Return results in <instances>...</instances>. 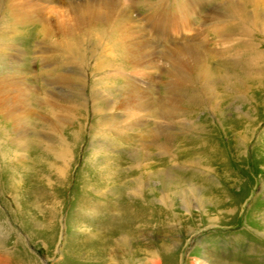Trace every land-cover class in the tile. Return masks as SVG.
Listing matches in <instances>:
<instances>
[{
	"label": "rangeland",
	"instance_id": "obj_1",
	"mask_svg": "<svg viewBox=\"0 0 264 264\" xmlns=\"http://www.w3.org/2000/svg\"><path fill=\"white\" fill-rule=\"evenodd\" d=\"M80 1L59 0L61 4ZM189 2L151 0L150 4L136 5L138 9L135 11L133 6L130 9L133 17L137 18L141 13L142 19L148 21L152 29L139 20L150 34H159L163 38L184 33L195 41L193 30L198 27L204 13L199 16L196 10H187ZM226 2L228 0H215L210 4L219 6L211 11L209 23L211 16ZM148 13H161L159 18L163 27L158 23L160 19L154 23L147 20L151 16ZM215 23L209 28L215 30ZM216 24L218 30L222 22ZM38 27L32 23L18 29L20 41H16L26 50L21 54L23 63L19 70L27 76L24 82L34 90L37 103L42 100L38 96L43 88H55L54 82L49 83L47 74L43 73L45 68L40 63L41 57L36 59L38 55L35 51L32 53L43 41ZM238 34L240 31L237 29L226 34L230 36L229 40L225 38L227 44H219L221 37L213 34L215 40L209 42L208 49L216 53L220 48L234 44L237 49L232 54L218 57L219 61L224 58L225 62L230 59L241 62L243 51L250 50L246 49L247 46L263 50L264 54L263 34L252 31V44H244L248 37ZM95 58L87 55V66L80 71V76L86 80L84 98H89L95 84H101L104 86L102 89H106L105 86L109 88V101L119 99L122 93L119 88L145 85L142 82L145 80L147 83L149 79L153 82L156 98L161 99L165 94L162 82L167 76L163 73L170 66L162 56L154 58L161 69L156 73L153 71V74L149 68L136 70L125 64L121 68V60L116 64L121 71L115 64L101 71L95 66ZM13 66L10 64V69ZM189 77L192 79V75ZM256 86L249 84L243 90L234 86V93L220 84L221 95L215 87L210 90L212 96L209 100L207 95L200 98V94L205 92L202 82L197 78L190 84L188 82L186 91L196 92L194 97L199 103H187L181 121L188 127L196 125L193 128L198 132L190 128L180 131L182 124L163 120L168 127L179 131L175 133L172 147L175 139H181L183 154H170V149L167 154L166 150L162 152L152 144L148 149L150 163L146 169L139 168L134 155L143 146V135L150 131L155 118L150 120L146 130L143 126L126 127L127 136L120 135L125 134L118 130L123 128L122 125H95L99 118L119 116L122 112L120 105L94 115L90 100L83 111L77 112L73 123L63 132H58L73 148L72 160L60 176L50 165L52 161L56 163L54 156L46 152L37 140L34 146L31 145L32 150H27L28 160L21 164L11 162L17 150L12 143V139L16 141L15 132L11 129L12 123L0 115V264H264V79ZM98 88L93 91V96ZM238 95L242 98L238 99ZM104 105L103 101L101 106ZM31 120L37 132L44 134L40 131L39 121L35 117ZM133 121L130 125L134 124ZM252 125H255V134H252L246 152L241 151L237 135L243 132L251 137L249 128ZM203 130L206 133L202 134ZM213 149L218 153H213ZM114 154L121 157L119 173L104 174L108 170L106 162H110ZM211 157L215 160L209 164ZM30 160L37 166L34 164L29 168ZM14 166L22 169L18 170L21 184L17 185L16 191L9 188V176ZM165 170L174 174H170L172 183L167 188L162 177L167 175ZM117 184L118 195H114ZM132 185L139 192L143 190L142 197L132 193ZM216 205L222 207L223 214L216 210Z\"/></svg>",
	"mask_w": 264,
	"mask_h": 264
},
{
	"label": "bare ground",
	"instance_id": "obj_2",
	"mask_svg": "<svg viewBox=\"0 0 264 264\" xmlns=\"http://www.w3.org/2000/svg\"><path fill=\"white\" fill-rule=\"evenodd\" d=\"M146 2L150 4L151 0H81L71 4H61L59 0H0V18L2 19L0 20V115H3L2 117L5 120L12 123L11 129L15 132L14 139L16 141L12 139V143L15 144L14 146L17 147V150L14 151L12 155L14 160L11 162L16 161L21 164L23 160H28L27 150H32L33 147L31 148V145L34 146L37 140L42 143L46 152L54 156L56 163L52 161L50 165L56 173L59 176L64 174L69 162L72 160L73 148L66 138L64 139L60 134L58 135V132H63L65 127L73 123L77 112L79 110L83 111L84 106L91 100L94 115H98L99 112L106 111L115 105L117 107L118 105L121 106L122 112L119 116L99 118L95 125L99 124L101 127H110L114 124L122 125L123 128L118 130L125 133L120 134L123 136H127L126 127L143 126V129L146 130L150 120L155 118L150 124L151 133L147 131L143 135L145 140L142 144L143 146L134 155V160L138 162L139 168L146 169L150 163V152L148 149L153 145L162 152L166 150L167 154L169 149L171 151L170 154L183 152L182 148H180L182 147L181 139H175L172 147L175 133L179 131L173 130L172 126L171 128L168 127L163 120H167V123L176 122L177 125L182 124L183 127H180V131L190 128L198 132V129L193 128L196 125L188 127L181 121L182 112L185 110L186 104L195 105L199 103V100L194 97L196 92L188 93V90L186 91L188 82L190 84L194 78L202 82L205 92L200 94V98L202 95H207L206 98L209 100L210 96H212L210 95V90L215 87L218 89V95H221L223 91L219 89L220 84H223L225 88H230L233 92L236 91L235 88H232L234 86L243 90L249 84L254 87L260 85L264 79L263 50L255 49L251 46L246 48L245 46L247 50L248 48L250 50L243 51V60L241 62H236L234 59L225 62L224 58L219 61L218 57L221 54H232L236 48L235 45L225 46L224 49L220 48L214 53L208 49V44L215 40V36L221 37L219 44H227L225 43V38L229 40L230 36L225 35H229L232 29L233 32L235 29L239 30L240 34L238 35L248 37L247 42L245 41L244 44H252L253 40L250 37L252 31H259V33L264 35V0H228L222 8L220 7L221 9L216 10L218 11L217 13H215L216 11L214 12L215 14L209 20L211 21L210 23L208 22L209 15L215 7L218 8L219 4L210 6L215 0H190L187 10L189 9L191 12L196 10L199 16L204 13L198 27L193 30L195 41H192L189 38L190 36L186 37L184 33H178L173 36L162 35L164 36L163 38L159 37V34H150L149 29L144 28L141 24V22L144 25L147 24V27L150 28L148 21L145 22L141 14L137 15L138 19L133 17L130 9L133 6L132 10L135 11V8L138 9L136 5L146 4ZM201 2L203 5L200 6ZM205 9H207L206 12L204 11ZM149 14L151 15V13L147 15ZM169 14H171L170 11ZM159 16H161V13H156L149 16L147 20L154 23L160 19L158 23L162 26L163 23ZM215 22H222L218 30L215 28L217 26ZM32 23L40 27L43 37L42 45L38 44L32 50V53L35 51L34 53L38 55L37 57L35 55L36 59L41 57L40 63L45 68L43 73L47 74L49 83L53 84L54 82L55 88L59 89L56 91L54 87L43 88L38 96L42 99L39 103L36 102L37 97L35 98L33 95L34 90L24 82L27 76L22 73V70H19L23 63L21 54H25L26 50L20 42H16L18 39L20 41L18 29ZM212 23H215V30L209 28ZM229 26L232 29L228 28ZM88 40H92L90 44H86ZM242 42L240 41L239 43ZM253 45L256 44L253 43ZM11 51H15L14 54H10ZM87 55L96 56L95 66L101 71L112 64L116 66L121 60V68H123L124 64L136 70H139L140 67L145 70L149 68L151 74H153V71L156 73L161 69L158 61L154 60L156 56L160 55L169 62L170 66L163 73V75L167 76L165 81L162 82L165 94L161 99L156 98V95L153 94V82L151 79L148 80L146 78V81L148 80L149 82L147 81L146 83L144 80L142 84L145 85H124V87L119 88L118 90L122 92L119 99L116 98L109 101V88L105 86L107 88L102 89L101 87L104 86L101 84H95L92 87L89 98H84L86 80L80 76V71L87 66L85 59ZM10 64L14 65L11 69ZM223 65L225 66L224 71L221 70ZM242 65L244 67H241ZM121 68L117 67V70L121 71ZM5 69L9 73L5 72ZM68 69L69 72H67ZM10 70L12 71L11 73ZM190 75H192V79L189 77ZM110 83L113 84L114 80L111 79ZM97 87L99 88L96 90V95L93 96V91ZM73 94L75 96L72 98ZM240 98L242 97L238 95V99ZM103 101L105 105L101 106ZM209 107L210 109L213 108ZM40 110H43L44 113H40ZM139 113H142V115H138ZM33 117L39 121L38 123L42 129L40 131H43L44 134L38 133L35 129L34 119L31 120ZM132 120H134V124L130 125ZM248 120L246 123L249 122ZM175 127L178 129V126ZM0 128L2 129V126ZM31 128L33 131H31ZM255 129V125L250 126L249 134L251 137L243 132L237 135L236 140L241 151L245 150L246 152L248 144L255 134ZM251 131L254 132L252 133ZM204 132L206 133L204 130L201 131L202 134ZM72 135L76 136V133H72ZM74 136L73 139L75 138ZM35 137L37 138L35 139ZM262 152L264 154V145L262 146ZM7 153L6 151V155ZM213 153L217 154L218 152L216 149L214 152L213 149ZM1 155L4 156L5 154L1 153ZM212 157L209 158V164H211L212 160H215ZM120 158V156L114 154V158L110 162H106L108 170H105L104 174L119 173ZM34 164L37 166L36 162L30 160L28 167L32 168ZM7 168L10 170L9 167ZM11 170L12 175L9 176L11 186L9 187L8 185V187L12 191H16L18 189L17 185L21 184L18 170L22 169L20 166H14V169L12 168ZM165 171L167 175L162 177L166 182L164 187L167 188L171 186V175L174 174L167 170ZM132 187L131 191L134 195L143 196V190L139 192L133 185ZM118 188L117 184L114 195H118ZM217 205L218 209L216 210L223 214L222 207H218L221 205ZM224 212L226 213L225 210Z\"/></svg>",
	"mask_w": 264,
	"mask_h": 264
}]
</instances>
